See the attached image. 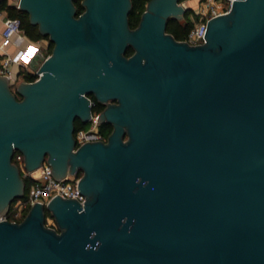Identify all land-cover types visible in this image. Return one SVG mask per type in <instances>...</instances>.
<instances>
[{"label":"water","instance_id":"1","mask_svg":"<svg viewBox=\"0 0 264 264\" xmlns=\"http://www.w3.org/2000/svg\"><path fill=\"white\" fill-rule=\"evenodd\" d=\"M81 4L16 0L53 46L15 91L0 74V213L25 189L15 150L81 170L85 200L0 219V264H264V0H233L199 43L166 30L181 0H147L135 27L131 0ZM90 92L112 128L75 147Z\"/></svg>","mask_w":264,"mask_h":264},{"label":"built area","instance_id":"2","mask_svg":"<svg viewBox=\"0 0 264 264\" xmlns=\"http://www.w3.org/2000/svg\"><path fill=\"white\" fill-rule=\"evenodd\" d=\"M232 2L233 0H198V5L192 7L193 12L190 15L193 24L183 39L189 43L202 42L208 19L214 15L228 11ZM15 36L24 37L21 20L19 16L5 14L0 31V74L7 75L10 86L16 82V75L20 71H22L23 75L28 72L33 73V79H36L41 73L38 71V66L34 68L27 66L19 51L16 53L8 51L7 47L13 43ZM14 65L19 67L18 71L14 69ZM99 111H91L88 118V126H80L74 130L75 147L89 140H106L110 131L103 129L101 123L97 120ZM12 161L19 166L22 176L30 179V183L25 196H19L13 200L10 203L8 211L0 213V219L20 220L35 201H41L43 204H46L56 193H59L63 197H76L81 204L84 203L85 195L78 188V181L81 175L78 173V170L68 172L60 178H55L51 173L50 163L44 158L36 167L39 168V171L35 175L32 173L33 169L29 170L25 168L23 153L19 150L14 151Z\"/></svg>","mask_w":264,"mask_h":264},{"label":"trees","instance_id":"3","mask_svg":"<svg viewBox=\"0 0 264 264\" xmlns=\"http://www.w3.org/2000/svg\"><path fill=\"white\" fill-rule=\"evenodd\" d=\"M131 1H132V6H131V9H130L129 14H128L129 25L131 27H135L137 25L139 19H140L142 11L145 9V5H146L147 0H131ZM74 2L76 5V8H77V13H80L84 9V6L81 4V0H74ZM0 10L5 11L6 15H9V16H19V18L21 20V27L23 28L24 33L29 38H31L33 40H36L39 38L47 39L48 42L46 45L45 53L48 54L51 52L53 42L48 39L47 34H43L39 31L37 24H34L29 20L28 12L19 8L16 5V3H11L8 0H0ZM192 12H193L192 7L188 6L185 9L183 16L181 18L178 19V18L170 17L167 21V24H166V30L168 32L172 33L175 38L183 39L185 37L187 31L189 30V28L193 24V20L190 17ZM132 52H133V48L130 46L125 50L126 55H129ZM23 77L27 80H31L34 78V74L28 72V73L24 74ZM94 110L99 111V110H101V108L95 106ZM81 123H82V121L78 118L77 127L82 126ZM101 127L103 129H105L106 131L111 130V125H107L106 122L101 123ZM78 173L81 174L82 171L78 170ZM23 178L25 181V189H24L22 196H25V192H26L28 185L30 183V179L26 176H23ZM16 198H14L13 200H15ZM48 215H50L52 217L50 211L46 210L45 222L47 220ZM51 225L56 227L55 222L51 223Z\"/></svg>","mask_w":264,"mask_h":264},{"label":"crops","instance_id":"4","mask_svg":"<svg viewBox=\"0 0 264 264\" xmlns=\"http://www.w3.org/2000/svg\"><path fill=\"white\" fill-rule=\"evenodd\" d=\"M11 3H16V0H8ZM198 2V0H187L186 6H195V4ZM0 13V31L3 24V17L6 14L5 11L1 10ZM47 40L45 38H39L36 40H33L29 38L25 33L24 37L15 36L13 43L8 45L7 49L9 47L13 48L15 50L14 53L18 52L21 54L23 61L25 64L32 68L34 65H38L40 58V55H45L44 49L46 48ZM39 55V56H38ZM16 67L14 65V69L16 70Z\"/></svg>","mask_w":264,"mask_h":264},{"label":"rangeland","instance_id":"5","mask_svg":"<svg viewBox=\"0 0 264 264\" xmlns=\"http://www.w3.org/2000/svg\"><path fill=\"white\" fill-rule=\"evenodd\" d=\"M186 1L187 0H181V2L183 3V4H185L186 3ZM186 5V4H185ZM196 5H198V2L195 4V6ZM8 51L10 52V53H14L15 52V50L13 49V48H11V47H9L8 48ZM45 51H46V48L44 49V53H45ZM46 54V53H45ZM17 71L19 70V67H17V69H16ZM25 70V69H24ZM22 79H24V77H23V73H22V71H20V72H18L17 73V75H16V79H15V83H13L12 85H11V88H12V90L13 91H15V88H16V84L20 81V80H22ZM81 125L82 126H88L89 125V121L87 120V121H82V123H81ZM22 196V195H21ZM23 197V196H22ZM53 222H55L54 221V219H53V217H51L50 215H48L47 216V220H46V223L47 224H51V223H53Z\"/></svg>","mask_w":264,"mask_h":264},{"label":"flooded vegetation","instance_id":"6","mask_svg":"<svg viewBox=\"0 0 264 264\" xmlns=\"http://www.w3.org/2000/svg\"><path fill=\"white\" fill-rule=\"evenodd\" d=\"M46 40H47V39H46ZM47 42H48V41H47ZM86 95H87V97L89 98V102H90V104H91V111L94 110V107H95V106H97V107H99V108H101V109L105 106V103L102 102V101H99V100L95 97L94 93L90 92V93H87ZM109 100H110V99H109ZM111 101H114V100H111ZM77 121H78V118H75V120H74L75 129L78 128V127H77ZM106 123H107V125H111L109 122H106ZM111 128H112V125H111Z\"/></svg>","mask_w":264,"mask_h":264},{"label":"bare ground","instance_id":"7","mask_svg":"<svg viewBox=\"0 0 264 264\" xmlns=\"http://www.w3.org/2000/svg\"><path fill=\"white\" fill-rule=\"evenodd\" d=\"M38 171H39V168H35V169L32 170V173L35 174V175H37L38 174Z\"/></svg>","mask_w":264,"mask_h":264}]
</instances>
